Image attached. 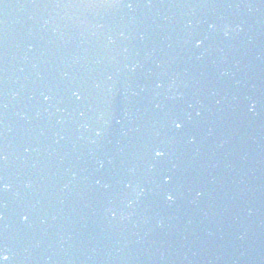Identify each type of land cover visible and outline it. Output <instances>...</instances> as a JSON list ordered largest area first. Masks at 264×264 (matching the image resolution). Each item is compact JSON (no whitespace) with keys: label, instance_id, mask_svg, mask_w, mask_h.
I'll list each match as a JSON object with an SVG mask.
<instances>
[{"label":"water","instance_id":"95a60500","mask_svg":"<svg viewBox=\"0 0 264 264\" xmlns=\"http://www.w3.org/2000/svg\"><path fill=\"white\" fill-rule=\"evenodd\" d=\"M13 2L35 18L52 6L61 8L77 34L101 56L88 55L87 49L82 53L65 43L63 54L69 53L62 61L52 66L37 63L41 72L32 84L35 91L30 90L35 65L30 75L29 56V73L0 96L5 104L0 110V248L9 256L3 264H264V121L256 122L259 109L246 111L234 102L238 88L263 102V83L249 75L235 90L220 81L203 80L195 87L182 85L184 76L191 73V64L199 63L189 56L199 58L200 47L215 40L220 24L213 18H206L205 24L196 23L202 12L196 10L191 16L189 0H142V17L144 9L138 0ZM202 27L209 32H203ZM30 30L26 39L29 45ZM142 40L152 46V53ZM198 40L202 41L199 46ZM165 45L169 48L167 56L161 49ZM151 57L159 59L158 69L167 76L181 65L184 72L175 82L191 96L203 93L227 100L228 107L247 119L244 122L242 116L237 124L248 136L241 132L233 137L236 143L226 145L221 144L225 136L215 138L211 143L219 152L211 160H207L209 145L200 144L190 133L197 132L191 119L184 117L186 131H171L185 138L175 147L182 146L180 150L186 157L178 161L183 171H174L178 185L183 187V195L175 204L182 213L175 221L149 219L145 216L152 208L138 206L132 200L138 186L158 176L159 169L149 168L153 177L143 178L132 168L123 170L116 160L121 147L116 138L130 147L136 142L141 145L143 129L128 132L127 117H138L134 110L142 89L136 71L137 67H156ZM72 60L78 64L76 67ZM90 69L102 70L106 80H95ZM54 86L69 93L68 97L81 94V108L66 112L65 99L61 103L48 100L47 91ZM103 86V96L95 102L99 107H108L96 110L90 105L91 94L83 89ZM125 96L129 98V110L118 114L117 101ZM206 102L213 106L208 99ZM139 111L146 113L144 108ZM175 112L177 115V109ZM143 118L157 121L156 113ZM200 121L207 123L206 118ZM231 122L235 123L234 119ZM144 123L150 129L154 127L146 120ZM22 127V134L17 133ZM133 133L136 135L131 137ZM18 135L28 142L29 151L12 154L10 149ZM176 142L169 141L171 145ZM91 146L109 157L110 168L104 170V175L110 177L98 173L93 176L107 182L101 187L90 181L92 169L80 182L68 174L76 173L77 168L87 170V161L82 157L90 159ZM134 150L145 151L141 146ZM139 161L152 162L146 155ZM81 182L89 188L87 195L80 193L85 188ZM111 199L113 208L109 206ZM126 231L131 235L128 238Z\"/></svg>","mask_w":264,"mask_h":264},{"label":"snow or ice","instance_id":"6c2138e0","mask_svg":"<svg viewBox=\"0 0 264 264\" xmlns=\"http://www.w3.org/2000/svg\"><path fill=\"white\" fill-rule=\"evenodd\" d=\"M128 6L131 7L132 5L129 4ZM226 31H227L228 33H230L231 29L228 28ZM196 43H197V46H199V45L202 43V41H199V40H198ZM78 98H79V97H78ZM254 107H255V105H253V108H254ZM173 125H174V128H175L176 130H178V131L184 128V123H183V121L174 120V121H173ZM153 151H154V155H155V157H163V156L165 155V151H164L162 148H155V149H153ZM166 179H170V177H168V178H166ZM3 187L6 188L7 185H4ZM167 199H168L169 201H171V200L174 199V197H173L171 194H169V195L167 196ZM24 219L26 220V219H27V216H25ZM8 260H9V256L6 255V254H4V249L0 248V264H3V262L8 261Z\"/></svg>","mask_w":264,"mask_h":264},{"label":"clouds","instance_id":"9594fccd","mask_svg":"<svg viewBox=\"0 0 264 264\" xmlns=\"http://www.w3.org/2000/svg\"><path fill=\"white\" fill-rule=\"evenodd\" d=\"M224 34H225V36L229 35V33H228L227 31H225V33H224Z\"/></svg>","mask_w":264,"mask_h":264}]
</instances>
